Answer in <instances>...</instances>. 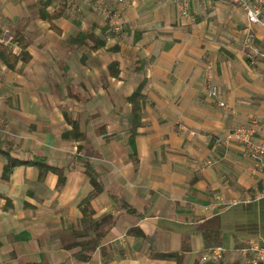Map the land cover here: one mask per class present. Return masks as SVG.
Masks as SVG:
<instances>
[{"label":"crops","instance_id":"crops-1","mask_svg":"<svg viewBox=\"0 0 264 264\" xmlns=\"http://www.w3.org/2000/svg\"><path fill=\"white\" fill-rule=\"evenodd\" d=\"M43 1L0 0V28L23 31L32 57L15 69L0 60V91L6 97L0 104V191L13 201L7 210L1 202L0 227L21 261L13 264H177L151 257L156 251H185L182 264H245L237 252L243 245L236 246L230 229L224 232L223 258L203 263L210 250L202 232L241 206L221 205L224 197L236 195L245 153L231 132L255 117H237L238 104L251 100L237 90V80L246 82L242 76L249 77L252 64L264 58L254 64L236 48L202 49L192 38H172L161 30L136 37L130 24L120 47L108 41L93 48L97 36L111 30L105 23L83 21L70 4L66 15L53 21L56 31L41 17ZM141 1L110 2L134 18ZM56 8L54 3L47 10ZM114 61L118 76L110 73ZM207 79L219 87L215 98L204 91ZM140 88L147 100L134 156L127 98ZM256 137L264 141V122ZM8 153L24 161L43 155L63 173L40 180L37 166L28 163L4 178ZM80 156L88 157L105 181V192L92 199L93 214L86 219L79 204L93 188ZM136 228L145 237L132 232ZM97 235L101 243L90 257L76 259Z\"/></svg>","mask_w":264,"mask_h":264},{"label":"rangeland","instance_id":"rangeland-1","mask_svg":"<svg viewBox=\"0 0 264 264\" xmlns=\"http://www.w3.org/2000/svg\"><path fill=\"white\" fill-rule=\"evenodd\" d=\"M79 1V5L75 7V12L82 16L81 19L83 21L88 20L90 22H101L100 24L105 23L106 26L111 29L105 36L106 41L110 42V46L113 45L120 47V41L122 42L124 38L123 35L128 29L126 25L130 24L131 33L134 32L133 34H135L136 37L142 36V34L143 37L150 36V32L161 30L158 32L172 38H175V36L183 37L185 40L186 38H189V40L192 38L198 42L202 49L211 48L222 51L227 50V48L230 47L232 49L236 48L235 50L244 53L246 56L245 53L247 49L244 46L245 33L243 32V29L240 33L239 30L235 32L241 21H243V14L241 10L234 5H227L226 7L224 4L210 3L207 7H194L193 10H191L189 17H183L177 9L175 0H144L140 2V5L137 8L139 14L137 16L135 15L134 18L130 17V15L127 16L125 11L124 15L122 12V15L117 19L119 22L118 25H120L119 30H117L113 19V12L116 11L118 7H116L115 4L111 5L110 2H113L114 0H102L99 4L96 0ZM70 4L71 0H68V7ZM106 5H109L112 9L111 13L105 11V8L108 10ZM110 21L111 25L109 26L108 23ZM0 33H3V36L1 35L3 40H11L14 31L11 29L10 32L6 33L3 28H0ZM4 43L12 45L14 49H17L15 42L4 41ZM61 44L66 46L68 42L61 41ZM257 61L258 60H256L254 64L257 63ZM208 67L211 69L212 65H209ZM232 68L235 73L239 72L242 76L243 70L238 64H234ZM251 70L252 74L249 77H246L245 75L242 76V79H244L242 81L246 82L241 83L237 80V90L251 95V100L249 102L238 104L237 108L242 111V113L238 112L237 117L248 118V113L255 115V117L258 115L260 118V122L257 120L259 128L262 122H264V62L255 65L252 64ZM213 85L218 87V85L214 84L210 79H207L204 91L208 98H215L219 95V87L216 96L211 97L208 95V92L210 91L209 87ZM222 102L225 104L224 106L221 105ZM219 105L223 108H228V104L224 101H221ZM252 118L253 120H256L254 116ZM252 121L249 125H241L235 128L233 132H231L230 138L235 140L233 137L234 132L241 127H249L253 123ZM254 138L257 142H264L258 139L256 135H254ZM238 144L243 146L239 142ZM239 160L240 163H238V168L240 172L238 170V178L235 180L236 185L238 186L236 187V195L231 199L224 197V201L221 205H223V209L226 206H234V203L240 205H252L254 207L253 214L256 213L258 216L256 219L259 227L255 239L264 241V197H262L264 196L262 195L264 194V167L256 166V160L249 156L246 151ZM260 196L262 197L261 199L258 198ZM221 199L223 198L221 197ZM8 238L9 237L5 235L4 230L0 227V242H2L0 245V264H13L14 261H18V259L12 254L14 252H11L9 249L10 246L6 244ZM18 262L20 263L21 261Z\"/></svg>","mask_w":264,"mask_h":264},{"label":"trees","instance_id":"trees-1","mask_svg":"<svg viewBox=\"0 0 264 264\" xmlns=\"http://www.w3.org/2000/svg\"><path fill=\"white\" fill-rule=\"evenodd\" d=\"M57 3V8L53 11H48L47 8ZM220 4L221 2H217L215 0H199L196 4L192 6V10L194 7H202L209 4ZM225 4V3H224ZM68 7V0H44L41 2L40 6V14L41 17L51 23V28L60 31V29L54 24L55 19L62 18L66 15ZM245 23L241 21L236 31L239 30V33L242 29H244ZM93 37L96 38L94 33H91ZM97 44L93 46V48H98L100 46L106 45V38L103 36H97ZM11 41L16 43L19 47V51L16 52L12 45L6 44L0 41V60L7 65L10 69H15L19 63H27L32 57L28 50V40L25 37V34L20 29H17ZM257 45L260 46V42L257 41ZM248 59V58H247ZM248 61H250L248 59ZM110 73L112 76L119 75V63L114 61L109 64ZM147 100V94L143 92V89L140 88L135 90L132 94H130L127 98L128 103L130 104L129 111V143L131 148L133 149V155L135 156V139L138 134V129L143 125L144 118V104ZM74 128H76L77 123L72 122ZM7 164L4 169V178H8L9 175L14 171V168L23 165V164H33L37 166L39 171V179L43 180L50 172L59 173L61 177L63 173V169L52 166L48 163L47 158L43 155H37L30 161H24L18 158L11 156L9 153L7 154ZM78 162L80 167L82 168L83 173L89 178L90 183L92 185V194L82 199L79 204V207L83 213V218L92 216L93 208L91 205V201L94 197L99 196L105 192V181L103 179L102 174L98 171L96 166L92 163V161L88 157L80 156L78 157ZM4 201V204L1 206V202ZM13 205L12 199L5 194L3 191H0V206L3 209H11ZM254 207L252 205H241L234 207L233 210L230 211L229 216L227 214L221 217L219 220H214V224L209 226L205 225L202 235L204 240V246L208 250H212L217 247L223 248L224 245V232L225 229H230L233 233V236L237 242L236 246H241L249 242L251 239H255L257 237L259 227L257 222V214H253ZM251 213V214H249ZM234 214L235 219H232V215ZM234 222V224H233ZM137 235L145 237L142 231L139 228L136 230H132ZM101 243V236L97 235L89 240H87L80 252L75 254L76 259L78 260H87L92 251H94ZM225 250V249H224ZM227 250L224 251V254ZM185 251H173V252H161L156 251L150 254L151 257L157 259H167V260H175L177 264H182L184 259ZM200 264V263H198Z\"/></svg>","mask_w":264,"mask_h":264},{"label":"built area","instance_id":"built-area-1","mask_svg":"<svg viewBox=\"0 0 264 264\" xmlns=\"http://www.w3.org/2000/svg\"><path fill=\"white\" fill-rule=\"evenodd\" d=\"M125 5L133 4L136 0H118ZM177 4V9L181 16L189 17L192 6L196 4L199 0H175ZM212 1V0H208ZM217 2L237 6L245 17V27L243 32L244 46L247 49V58L254 63L258 55L264 57V0H215ZM80 3L79 0H71L72 8H75ZM105 11L112 12L109 5H106ZM122 9L117 8L113 12V19L116 24V29L119 30L120 25H118V18L122 15ZM0 41H4L1 38ZM257 41L260 42V46L257 45ZM210 91L208 95L214 97L218 93V87L213 85L209 87ZM6 99L5 95L0 91V104ZM222 106L225 104L222 102ZM255 119L257 117H254ZM253 123L249 127H241L236 132H234L233 137L236 141L242 144L245 148L246 153L256 160V166L264 167V142L255 141L254 135H256L258 125L257 119L252 121ZM264 195V194H262ZM264 197V196H262ZM258 197L259 199L262 198ZM224 248L217 247L210 250L205 254L201 261L203 263L210 260H220L224 256ZM237 252L242 256L245 264H264V241L258 239H251L245 245L239 247Z\"/></svg>","mask_w":264,"mask_h":264}]
</instances>
